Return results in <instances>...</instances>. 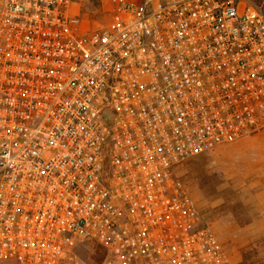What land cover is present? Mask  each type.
<instances>
[{"label":"built area","instance_id":"built-area-1","mask_svg":"<svg viewBox=\"0 0 264 264\" xmlns=\"http://www.w3.org/2000/svg\"><path fill=\"white\" fill-rule=\"evenodd\" d=\"M0 3V264H233L182 161L264 128V16L246 0Z\"/></svg>","mask_w":264,"mask_h":264},{"label":"rangeland","instance_id":"rangeland-1","mask_svg":"<svg viewBox=\"0 0 264 264\" xmlns=\"http://www.w3.org/2000/svg\"><path fill=\"white\" fill-rule=\"evenodd\" d=\"M75 9L88 29L111 19L109 0H74ZM172 175L184 184L233 264H264V128L182 161ZM72 256L71 264L102 259L90 240H78Z\"/></svg>","mask_w":264,"mask_h":264},{"label":"trees","instance_id":"trees-1","mask_svg":"<svg viewBox=\"0 0 264 264\" xmlns=\"http://www.w3.org/2000/svg\"><path fill=\"white\" fill-rule=\"evenodd\" d=\"M249 4L254 6L264 16V0H246ZM100 256L103 255V248L98 245Z\"/></svg>","mask_w":264,"mask_h":264},{"label":"crops","instance_id":"crops-1","mask_svg":"<svg viewBox=\"0 0 264 264\" xmlns=\"http://www.w3.org/2000/svg\"><path fill=\"white\" fill-rule=\"evenodd\" d=\"M133 1H139V0H133Z\"/></svg>","mask_w":264,"mask_h":264}]
</instances>
